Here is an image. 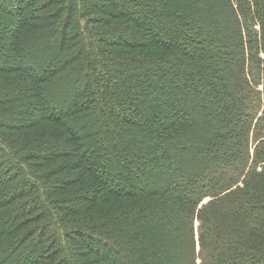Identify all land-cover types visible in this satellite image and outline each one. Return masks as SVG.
Listing matches in <instances>:
<instances>
[{"label":"trees","instance_id":"1","mask_svg":"<svg viewBox=\"0 0 264 264\" xmlns=\"http://www.w3.org/2000/svg\"><path fill=\"white\" fill-rule=\"evenodd\" d=\"M0 79V264H264V0H0Z\"/></svg>","mask_w":264,"mask_h":264},{"label":"rangeland","instance_id":"2","mask_svg":"<svg viewBox=\"0 0 264 264\" xmlns=\"http://www.w3.org/2000/svg\"><path fill=\"white\" fill-rule=\"evenodd\" d=\"M95 14H97V13H95ZM12 78L13 79L9 82V84H11V85L15 84L14 86H16V83L18 82V79H16L15 76H12ZM8 81L9 80L0 79V93H2L1 89H3L5 87V85L7 84ZM5 107H8V104L0 105V117H1V120L5 124H12V122L9 121L8 118H7L9 116V114L7 115L6 112H4ZM13 116L17 119L18 123L21 122V124L28 125L27 121H29L30 118L27 115H25V113H21L19 115H13ZM2 118H4V119H2ZM8 122H10V123H8ZM14 125L16 126V125H19V124L15 123ZM0 128H2V127H0ZM1 130L3 131V132L1 131L2 135L4 134L5 136L4 135L3 136L6 137L8 139V141L10 142L9 145L11 147L12 153L14 154V157L18 158V155H22L23 154L22 152L20 153V151H19V148L21 146V141L19 140L18 137H20V135H22V136L25 135L26 132H29V127L28 128L26 127V128L21 129L19 131H12L11 129H9V127L6 126V127H3ZM21 157L23 158L24 155H22ZM22 163H24L28 168H29L28 165L32 163L35 166V167L32 166V170H34L36 172V174H38V175L42 174L41 170H42V165L43 164L40 163L38 160L22 162ZM33 175H34L35 179H38V177H39L38 175H35V174H33ZM203 202H205V200Z\"/></svg>","mask_w":264,"mask_h":264}]
</instances>
